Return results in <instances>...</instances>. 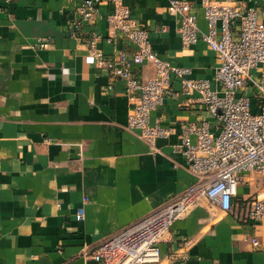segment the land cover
Segmentation results:
<instances>
[{"label": "crops", "instance_id": "0c3cea01", "mask_svg": "<svg viewBox=\"0 0 264 264\" xmlns=\"http://www.w3.org/2000/svg\"><path fill=\"white\" fill-rule=\"evenodd\" d=\"M187 1L205 31L200 0ZM231 1L254 6L264 23V0ZM78 3L0 0V264H96L89 256L101 242L200 182L173 152L181 125L218 126L198 95L185 96L174 81L149 124L175 132L151 149L127 127L132 104L125 82L84 61L88 38L107 34L108 6L100 3L74 36ZM123 3L159 57L188 67L190 78L213 79L218 54L201 40L182 47L168 0ZM43 37L50 42L45 49L37 45ZM96 46L106 55L130 56L134 49L120 34ZM137 75L152 77V64L143 62ZM256 196H264V178L249 172L230 211L193 208L159 244V264H264V220L243 212Z\"/></svg>", "mask_w": 264, "mask_h": 264}, {"label": "built area", "instance_id": "2783aa9c", "mask_svg": "<svg viewBox=\"0 0 264 264\" xmlns=\"http://www.w3.org/2000/svg\"><path fill=\"white\" fill-rule=\"evenodd\" d=\"M102 2L108 6L104 16L107 34L88 38L84 61L125 82L132 104L127 127L139 130L153 150L156 139L173 134L174 127L150 125L149 114L164 103L174 81L180 83L185 96L197 94L218 122L215 131L206 121L182 124L180 142L173 148L200 182L119 230L89 256L96 264H159V244L168 240L175 224L193 208L213 206L230 211L244 173L255 172L264 178V23L254 6L231 0H200L206 22L202 32L189 1L168 0L167 10L176 17L182 47L201 40L220 59L212 80L190 78L188 67L173 65L152 50L148 31L123 0H79L78 22L73 24L71 35L79 34ZM116 34L132 44L130 56L124 52L106 55L97 48L98 42H112ZM37 45L45 49L50 42L43 37ZM143 62L153 66V75L146 80L137 75ZM243 212L246 218L263 221L264 196L246 200ZM83 215V207H78L76 220H83ZM251 242L258 244L255 238Z\"/></svg>", "mask_w": 264, "mask_h": 264}, {"label": "rangeland", "instance_id": "374dc122", "mask_svg": "<svg viewBox=\"0 0 264 264\" xmlns=\"http://www.w3.org/2000/svg\"><path fill=\"white\" fill-rule=\"evenodd\" d=\"M247 94H248V95H251V92L249 91ZM254 111H255V109H254V106L252 105L251 112L253 113Z\"/></svg>", "mask_w": 264, "mask_h": 264}]
</instances>
